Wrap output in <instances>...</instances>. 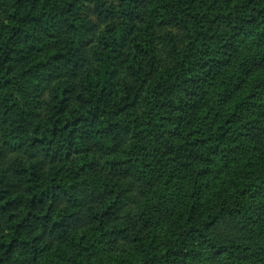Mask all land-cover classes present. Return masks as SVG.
Masks as SVG:
<instances>
[{
  "label": "trees",
  "instance_id": "obj_1",
  "mask_svg": "<svg viewBox=\"0 0 264 264\" xmlns=\"http://www.w3.org/2000/svg\"><path fill=\"white\" fill-rule=\"evenodd\" d=\"M0 264H264V0H0Z\"/></svg>",
  "mask_w": 264,
  "mask_h": 264
}]
</instances>
